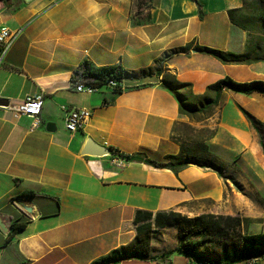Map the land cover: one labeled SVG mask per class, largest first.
<instances>
[{
	"label": "crops",
	"instance_id": "0c3cea01",
	"mask_svg": "<svg viewBox=\"0 0 264 264\" xmlns=\"http://www.w3.org/2000/svg\"><path fill=\"white\" fill-rule=\"evenodd\" d=\"M241 6V0H152L151 9L137 15L133 0H61L55 5L0 0V26L21 31L0 61V99L7 102L0 106V220L7 229H0V264H90L133 240L137 211L237 216L249 220L247 233L264 232V189L256 190L258 200L208 169L188 166L174 175L118 156L141 153L157 161L176 156L180 144L172 139L173 129L189 124L215 127L206 144L223 162L249 152L264 164L258 136L237 108L249 111L246 99L264 96L223 91L222 107L188 118L153 76L125 80L128 86L149 85L121 94L108 87L78 93L71 83L83 60L98 67L120 64L138 73L187 44L244 52L246 34L227 17L228 10ZM239 66L191 51L164 63L179 82L191 84L195 95L225 76L261 80L241 79ZM36 94L44 101L41 123L31 131L32 120L14 118L10 108ZM76 108L90 111L91 118L70 134L64 119ZM87 140L110 155L83 156ZM111 160H121L122 166ZM24 191L37 194L23 199L33 208L32 217L16 201ZM13 222L26 225L9 238ZM150 247V258L119 264H187L176 252L175 223L158 227L152 220Z\"/></svg>",
	"mask_w": 264,
	"mask_h": 264
},
{
	"label": "trees",
	"instance_id": "16d2710c",
	"mask_svg": "<svg viewBox=\"0 0 264 264\" xmlns=\"http://www.w3.org/2000/svg\"><path fill=\"white\" fill-rule=\"evenodd\" d=\"M151 1L133 0L137 15L140 14V11L151 9ZM241 1L242 6L228 10L227 17L231 25L246 34L244 52L232 53L187 44L165 53L160 59L154 61L153 66L140 70L138 73H128L120 64L98 67L89 60H83L72 73V86L75 82H80L95 90L108 87L114 94H121L149 85L142 83L136 86H128L125 84V80H140L153 76L160 79V86L175 97L180 114L188 118H202L211 113L214 108L219 107L223 91H233L242 95L256 93L264 96V81L238 82L229 76L208 85L203 94L195 95L192 92L191 84L179 82L175 75L164 67L165 61L170 57L179 54L188 55L191 50H195L198 54L210 56L223 65L249 66L264 63V9L260 8L256 2ZM145 17L149 18V14L147 13ZM199 17L202 18L200 11ZM258 27L259 31H257ZM237 108L257 134L259 146L262 154H264V124L257 121L240 106ZM215 133V130L207 127L195 128L189 124H180L173 129L172 136V139L180 144L178 155L167 156L163 161L149 159L141 153L135 155L119 154L118 156L127 162H137L155 169L169 170L174 175H178L188 166H195L208 169L223 179L226 164L211 153L206 144L215 136ZM36 195L33 191H24L19 197L30 200ZM152 220L158 227H165L172 223L177 225L179 247L176 252L185 256L187 263L247 264L254 259H264V232L247 233L245 226L249 220L237 216L214 214L184 217L174 212H158L152 215L150 212L137 211L134 218L136 234L133 240L125 246L111 250L90 264H119L124 260L150 258ZM25 225L26 222H13L10 225L8 237H13L15 233L24 229Z\"/></svg>",
	"mask_w": 264,
	"mask_h": 264
},
{
	"label": "rangeland",
	"instance_id": "374dc122",
	"mask_svg": "<svg viewBox=\"0 0 264 264\" xmlns=\"http://www.w3.org/2000/svg\"><path fill=\"white\" fill-rule=\"evenodd\" d=\"M249 1L256 2L260 8L262 7V9H264V0ZM257 31H259V27ZM260 64L261 65L255 67L251 65L239 66V77L241 79H246L250 76H254L261 78V81H264V63ZM246 100L248 101L246 107L250 109L249 111H246L257 121L264 124V97L254 96ZM222 106L223 99L220 104V107ZM254 115L257 116V118ZM209 129L215 130V127ZM228 158L230 159L225 163L226 170L224 172V181H227L230 188L240 191L250 198L254 195L256 199L259 200L260 198L256 193V190L258 188L264 189V164H260L259 160L255 156H251L249 152H239L236 155H232V157L228 156Z\"/></svg>",
	"mask_w": 264,
	"mask_h": 264
},
{
	"label": "built area",
	"instance_id": "2783aa9c",
	"mask_svg": "<svg viewBox=\"0 0 264 264\" xmlns=\"http://www.w3.org/2000/svg\"><path fill=\"white\" fill-rule=\"evenodd\" d=\"M61 0H48L50 5H55ZM21 31L15 30L11 31L6 27L0 26V61L9 49V47L13 44V42L19 37ZM74 90L78 93H86L92 94L95 89L89 86H86L80 82H75ZM43 96L41 94H36L33 96L26 97L20 104L11 107V112L14 118L27 117L32 120L30 130L36 129L41 121L40 114L43 107ZM91 118L90 115H81V109L76 108L67 112L64 119V128L70 133L74 134L84 128L86 123ZM111 164L116 167L122 166V161H113L111 160ZM191 264V263H187ZM200 264V263H193ZM247 264H264V259H254L248 262Z\"/></svg>",
	"mask_w": 264,
	"mask_h": 264
},
{
	"label": "water",
	"instance_id": "95a60500",
	"mask_svg": "<svg viewBox=\"0 0 264 264\" xmlns=\"http://www.w3.org/2000/svg\"><path fill=\"white\" fill-rule=\"evenodd\" d=\"M191 52L196 53L195 50H191ZM0 106H7V102L3 99H0ZM81 154L83 156H88V157L102 158L109 156L110 151L107 148L97 145L91 140H87ZM16 201L17 204L20 206V208L24 211V213L32 217L33 208L30 205H28L26 202H24L23 198H18ZM0 229L3 230L4 232H7V229L5 228L1 220H0Z\"/></svg>",
	"mask_w": 264,
	"mask_h": 264
},
{
	"label": "bare ground",
	"instance_id": "6f19581e",
	"mask_svg": "<svg viewBox=\"0 0 264 264\" xmlns=\"http://www.w3.org/2000/svg\"><path fill=\"white\" fill-rule=\"evenodd\" d=\"M90 111L85 110V109H81V115H90Z\"/></svg>",
	"mask_w": 264,
	"mask_h": 264
}]
</instances>
